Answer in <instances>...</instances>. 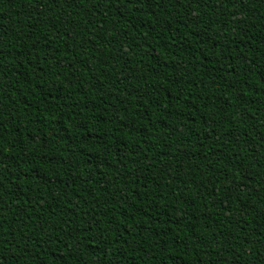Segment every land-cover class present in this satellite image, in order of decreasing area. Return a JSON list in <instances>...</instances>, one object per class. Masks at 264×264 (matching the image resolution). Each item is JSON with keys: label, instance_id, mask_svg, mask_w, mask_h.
Masks as SVG:
<instances>
[{"label": "trees", "instance_id": "obj_1", "mask_svg": "<svg viewBox=\"0 0 264 264\" xmlns=\"http://www.w3.org/2000/svg\"><path fill=\"white\" fill-rule=\"evenodd\" d=\"M0 264H264V0H0Z\"/></svg>", "mask_w": 264, "mask_h": 264}]
</instances>
